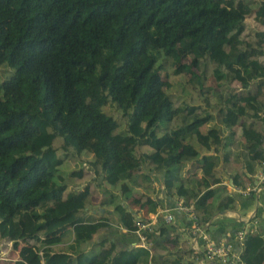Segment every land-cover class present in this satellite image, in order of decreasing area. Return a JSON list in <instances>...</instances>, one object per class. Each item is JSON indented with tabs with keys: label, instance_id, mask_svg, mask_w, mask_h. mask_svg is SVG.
I'll return each instance as SVG.
<instances>
[{
	"label": "clouds",
	"instance_id": "obj_1",
	"mask_svg": "<svg viewBox=\"0 0 264 264\" xmlns=\"http://www.w3.org/2000/svg\"><path fill=\"white\" fill-rule=\"evenodd\" d=\"M203 9L182 39L150 30L147 96L102 80L91 36L45 65L54 91L27 102L52 112L47 139L15 157L41 195L0 215V264H264V0ZM14 75L0 64V85Z\"/></svg>",
	"mask_w": 264,
	"mask_h": 264
},
{
	"label": "trees",
	"instance_id": "obj_2",
	"mask_svg": "<svg viewBox=\"0 0 264 264\" xmlns=\"http://www.w3.org/2000/svg\"><path fill=\"white\" fill-rule=\"evenodd\" d=\"M203 3L204 0H0V64L7 63L15 73L11 82L0 85L7 98L0 102V196L5 199L0 215L7 208L5 223L19 206H31L41 195L39 188L26 193L29 186L38 184L39 174L34 176L30 171L32 162L25 164L15 157L26 156L33 142L47 139L44 121L52 118V112L46 110L42 120L33 114L40 104L30 106L27 102L28 98L42 101L54 91L45 65L73 42L91 36L107 49L102 80L108 86L113 81L117 85L130 82L147 96L149 61L140 53L150 39V30L169 29L176 39H182L189 25H200ZM87 56L92 57L91 49ZM135 98L141 100L139 92ZM34 127L41 128V132L33 136V141L21 143ZM54 264H66V260L57 257ZM77 264H96V258L81 257ZM116 264L130 262L117 260Z\"/></svg>",
	"mask_w": 264,
	"mask_h": 264
},
{
	"label": "crops",
	"instance_id": "obj_3",
	"mask_svg": "<svg viewBox=\"0 0 264 264\" xmlns=\"http://www.w3.org/2000/svg\"><path fill=\"white\" fill-rule=\"evenodd\" d=\"M101 213H103V210H101Z\"/></svg>",
	"mask_w": 264,
	"mask_h": 264
},
{
	"label": "rangeland",
	"instance_id": "obj_4",
	"mask_svg": "<svg viewBox=\"0 0 264 264\" xmlns=\"http://www.w3.org/2000/svg\"><path fill=\"white\" fill-rule=\"evenodd\" d=\"M10 68V70H12V68L11 67H9Z\"/></svg>",
	"mask_w": 264,
	"mask_h": 264
}]
</instances>
